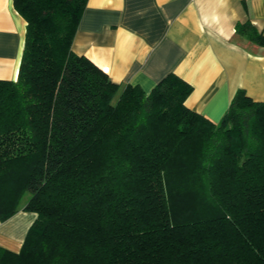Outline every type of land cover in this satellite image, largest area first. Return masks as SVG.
I'll use <instances>...</instances> for the list:
<instances>
[{"label": "trees", "instance_id": "trees-1", "mask_svg": "<svg viewBox=\"0 0 264 264\" xmlns=\"http://www.w3.org/2000/svg\"><path fill=\"white\" fill-rule=\"evenodd\" d=\"M25 36L0 79V220L36 214L0 264H264V102L218 122L168 73L148 92L71 50L86 0H12ZM235 34L264 47L249 21ZM27 196V197H26Z\"/></svg>", "mask_w": 264, "mask_h": 264}, {"label": "crops", "instance_id": "crops-1", "mask_svg": "<svg viewBox=\"0 0 264 264\" xmlns=\"http://www.w3.org/2000/svg\"><path fill=\"white\" fill-rule=\"evenodd\" d=\"M245 20L264 33V0H86L71 50L145 93L176 74L193 88L186 106L216 123L239 89L264 102V47L235 34ZM25 25L0 0V79L17 78ZM24 204L0 220V246L12 252L36 219Z\"/></svg>", "mask_w": 264, "mask_h": 264}, {"label": "rangeland", "instance_id": "rangeland-1", "mask_svg": "<svg viewBox=\"0 0 264 264\" xmlns=\"http://www.w3.org/2000/svg\"><path fill=\"white\" fill-rule=\"evenodd\" d=\"M27 197V196H26Z\"/></svg>", "mask_w": 264, "mask_h": 264}]
</instances>
